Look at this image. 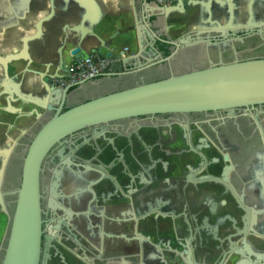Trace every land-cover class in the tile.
I'll use <instances>...</instances> for the list:
<instances>
[{"label": "flooded vegetation", "instance_id": "obj_1", "mask_svg": "<svg viewBox=\"0 0 264 264\" xmlns=\"http://www.w3.org/2000/svg\"><path fill=\"white\" fill-rule=\"evenodd\" d=\"M187 1L173 11L174 38L164 16L155 18L161 36L176 42L155 41L169 58L91 79L101 83L99 91L264 58V0ZM200 3L204 23L195 24L191 6ZM45 6L46 0H0V49L16 45V24L28 29L29 17ZM13 73V64L6 72L0 60V92L5 83L9 90L18 84ZM86 99L72 90L64 109ZM35 109L0 94V259L25 149L52 114L41 110L37 118ZM39 189L45 264H264V103L79 130L47 152Z\"/></svg>", "mask_w": 264, "mask_h": 264}, {"label": "water", "instance_id": "obj_2", "mask_svg": "<svg viewBox=\"0 0 264 264\" xmlns=\"http://www.w3.org/2000/svg\"><path fill=\"white\" fill-rule=\"evenodd\" d=\"M78 3L89 9L85 0H79ZM151 3L150 5L148 2L145 3L148 6L145 8L146 13L156 12V16L163 17L182 8L184 0H172L169 5L154 3V6H151ZM202 5L200 3L198 7ZM191 7L197 8L194 5ZM150 16L147 18L143 16L142 23L138 19L137 27H132L136 30L137 49L131 55H120L118 63L122 69L127 70L131 67L139 71L152 66L155 61L162 63L167 60L169 57L161 56L155 41L176 45L174 40L163 38L159 31L152 29V23L148 20ZM20 18L21 20L25 18L23 13L20 14ZM44 19L36 22L35 34L22 37L20 51L0 58L6 72L9 63L27 60L28 43L38 36L40 24ZM16 25L25 27L23 21ZM145 35L148 39L147 49H144ZM71 54L75 59L86 55L81 53L79 46L73 48ZM145 57L154 58V61L145 62ZM67 66L57 68L53 75L42 76L41 87H37L40 91L39 96L25 97L18 90V84L14 85L13 90H9L5 83L4 89L0 92L7 96L15 94L23 103L35 105L39 109L34 110L37 118L41 116V110L52 112L45 122L41 123L25 149L20 185L17 189L14 211L9 219L0 264H45L40 257L42 218L39 175L41 163L47 152L66 136L85 128H95L109 121L147 114L233 109L264 103V58L220 63L170 74L157 80L135 82L120 89L97 94L64 109L72 90L81 89L87 93L91 90L99 91L101 88L100 82L91 79L60 85L61 79L69 77L59 75L58 71L64 69L66 72ZM26 69L27 67L23 68L24 73ZM113 75L115 73L105 74L109 77Z\"/></svg>", "mask_w": 264, "mask_h": 264}, {"label": "crops", "instance_id": "obj_3", "mask_svg": "<svg viewBox=\"0 0 264 264\" xmlns=\"http://www.w3.org/2000/svg\"><path fill=\"white\" fill-rule=\"evenodd\" d=\"M91 1L94 5V11L90 9L91 7L86 9L79 3H76V5L72 2L61 4L59 0H54L53 9L52 7L48 8L46 2L44 8L35 10L31 16L35 24L31 30V35L37 32L36 22L41 18H45L40 24L39 34L28 43L27 60L12 63L13 76L19 85L20 91L32 92V84L36 88L41 87L43 75H53L57 72V68L66 67L73 62L75 58L72 57L71 51L76 46H79L81 53L84 54L94 53L116 59L112 71H117L120 68L118 63L120 55H131L137 49L136 30L132 27H137L138 19L142 23L143 16L147 18L148 15H151L148 20L152 23V29L156 31L159 27V24L155 22L157 13H146L145 8L148 6L145 3L148 2V5H150V0ZM184 3L187 5L188 1L184 0ZM151 6H154V3H151ZM188 7L190 6L188 5ZM195 9L196 15L193 17V23H204L203 8L200 6ZM87 16L88 19H84ZM175 17L173 11L164 16L168 23L167 34L170 38L175 37L172 26ZM143 40L146 43L144 49H147L148 39L146 35L143 36ZM21 49L22 46L19 45L17 51ZM145 59L149 61L150 57H145ZM26 67V70L30 73L25 75L23 68ZM58 74L67 75L64 69L58 71ZM25 76L28 78L27 83H24L23 80ZM108 91L110 90H91L85 94L87 98H90Z\"/></svg>", "mask_w": 264, "mask_h": 264}, {"label": "built area", "instance_id": "obj_4", "mask_svg": "<svg viewBox=\"0 0 264 264\" xmlns=\"http://www.w3.org/2000/svg\"><path fill=\"white\" fill-rule=\"evenodd\" d=\"M161 5H169L172 0H150ZM115 60L112 57L94 53L86 54L73 60L68 66L65 74L69 78L61 79L60 85L75 83L82 79H94L112 71Z\"/></svg>", "mask_w": 264, "mask_h": 264}, {"label": "rangeland", "instance_id": "obj_5", "mask_svg": "<svg viewBox=\"0 0 264 264\" xmlns=\"http://www.w3.org/2000/svg\"><path fill=\"white\" fill-rule=\"evenodd\" d=\"M41 1V0H40ZM60 2H61V4H66V3H68V2H72V3H74L75 5H76V3H78L79 2V0H59ZM46 2H47V4H48V8H50V7H52V9L54 8V0H46ZM90 2H91V0H90ZM60 4V3H59ZM30 18V23L28 24L30 27L28 28V29H26L25 27L23 28V27H19V26H17L16 27V29L18 30L17 32H18V36L15 38V43H16V45H14V46H7V47H1V49H0V54L1 55H7V54H10L11 53V51H12V48H14L15 49V52L17 51V49H18V47H19V45L20 46H22L21 45V39H22V37L23 36H25V35H29V33H31V30H32V28L34 27V22H33V19L31 18V17H29ZM10 45H12V44H10ZM18 45V46H17ZM3 48V49H2ZM17 53V52H16ZM26 77V76H25ZM32 86L34 87L35 85L34 84H32ZM33 87H31V89H32V92H34V93H32L31 92V95H33V96H35V95H37L38 93H39V90H37V88H36V86H35V88H33ZM21 126H23V125H21Z\"/></svg>", "mask_w": 264, "mask_h": 264}, {"label": "bare ground", "instance_id": "obj_6", "mask_svg": "<svg viewBox=\"0 0 264 264\" xmlns=\"http://www.w3.org/2000/svg\"><path fill=\"white\" fill-rule=\"evenodd\" d=\"M87 3H88V5H89V7H91L90 9H92V11H94V5L92 4V1L90 2V0H85ZM86 10V9H85ZM86 16V15H85ZM84 19H88V16H87V18H84ZM83 19V20H84ZM82 26V25H81ZM39 53V52H38ZM28 57V56H27ZM11 67V66H10Z\"/></svg>", "mask_w": 264, "mask_h": 264}]
</instances>
